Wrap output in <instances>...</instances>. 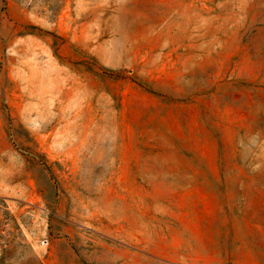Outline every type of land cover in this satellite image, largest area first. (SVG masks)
I'll list each match as a JSON object with an SVG mask.
<instances>
[{"label": "rangeland", "instance_id": "1", "mask_svg": "<svg viewBox=\"0 0 264 264\" xmlns=\"http://www.w3.org/2000/svg\"><path fill=\"white\" fill-rule=\"evenodd\" d=\"M0 264H264V0H0Z\"/></svg>", "mask_w": 264, "mask_h": 264}, {"label": "bare ground", "instance_id": "2", "mask_svg": "<svg viewBox=\"0 0 264 264\" xmlns=\"http://www.w3.org/2000/svg\"><path fill=\"white\" fill-rule=\"evenodd\" d=\"M54 101V100H53Z\"/></svg>", "mask_w": 264, "mask_h": 264}]
</instances>
